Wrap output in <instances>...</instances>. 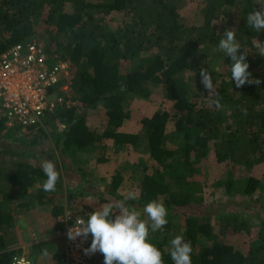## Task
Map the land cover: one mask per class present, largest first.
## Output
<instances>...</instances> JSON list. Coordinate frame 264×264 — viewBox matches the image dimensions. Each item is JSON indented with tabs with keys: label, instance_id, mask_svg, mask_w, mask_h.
<instances>
[{
	"label": "trees",
	"instance_id": "16d2710c",
	"mask_svg": "<svg viewBox=\"0 0 264 264\" xmlns=\"http://www.w3.org/2000/svg\"><path fill=\"white\" fill-rule=\"evenodd\" d=\"M182 1L0 0V53L15 43L32 41L34 22L43 16V23L50 26L43 49L70 64L67 98L73 104L68 109H58L50 117L62 126L60 131L47 136L57 158L37 151L38 143L33 141H7L5 135L0 136V264H11L13 256H21V250L8 247L5 240L15 227L12 212L16 209L17 217L24 210L44 203L43 192L29 195L36 180H46L42 163L52 161L60 172L58 183L63 180L68 188L72 176L65 173L68 167L63 163V155L72 159L94 152L102 148L98 144L102 140L128 150L142 145L152 160L153 172L143 174L138 181L136 199L125 202L135 207L142 219L147 218L143 212L147 203L156 200L166 207L168 224L162 232L150 234V242L162 252L164 264H174L168 232L176 217L182 222V237L191 242L192 264H258L256 259H251L253 255H243L214 239L211 215L196 194L199 184L185 180L182 171H192L191 155L193 160H199L209 151L218 164L264 163V73H258L264 67V56L259 55L255 46L256 41L264 43V30L255 32L246 21L250 12L262 11L264 5L258 9L251 0H204L200 10L202 25L183 27L177 13ZM234 10L230 22L216 33L212 22L218 15L228 17ZM109 15L117 16V22L111 31H105L100 24ZM226 29L235 30L240 50L249 64V80H259V84L246 83L238 88L231 80V58L218 50ZM203 45L212 47L213 51L199 53ZM140 54L151 55L135 69L122 74L121 63L137 59ZM201 69L211 74L221 98L220 108L211 103L215 97L208 91L200 94L196 90L193 80L201 78ZM217 77L222 85L215 84ZM153 90L159 91L163 100L172 102L178 113L172 131L181 140L176 151L165 147L167 115L164 112L140 118L137 133L118 131L126 119L123 106L130 100L148 101ZM98 105L102 107L105 123L99 135L84 124L86 112ZM5 130L0 121V132L5 134ZM13 130L20 129L13 127ZM39 134L44 137L41 131ZM129 167L142 172L146 169L143 163ZM120 183L117 172L109 186V195L117 202L121 199L115 191ZM257 184V180L249 178L239 192L253 194ZM254 201L259 208L256 251L264 256V194L258 193ZM236 207L248 209L249 204L237 203ZM53 211L57 217V211ZM217 216L219 224L238 228L243 225L240 212ZM56 227L61 230V225ZM90 262L104 264V257L99 252L93 253ZM54 264H64L63 255H56Z\"/></svg>",
	"mask_w": 264,
	"mask_h": 264
},
{
	"label": "rangeland",
	"instance_id": "374dc122",
	"mask_svg": "<svg viewBox=\"0 0 264 264\" xmlns=\"http://www.w3.org/2000/svg\"><path fill=\"white\" fill-rule=\"evenodd\" d=\"M251 2L255 7L261 9L263 7L261 3H264V0H251ZM202 7H204V0H183L181 7L177 11L181 25L183 27L201 26L202 17L200 10ZM235 13L236 10L229 12L228 17H225L224 14L218 15L217 19L212 22V24L216 26L215 32L217 33L221 27L225 26L226 22H230L229 16H232ZM43 22V16L42 20L39 19L34 22L31 38L38 44L45 46L50 26H46ZM116 22L117 16L109 15L103 18L100 25L103 30L111 31ZM231 24L233 25V23ZM227 26L230 27V23ZM207 49L211 52L213 51L212 47L203 45L199 53H202ZM148 55L151 54H140L137 59L134 58L128 63H121L120 72L123 74L124 71L127 72L135 69L138 64L148 57ZM258 73H264V67L258 71ZM200 81L201 78L193 80L197 86L196 90H198V92L201 91L200 94H204L207 90L204 89V86ZM215 84H223L220 77L215 79ZM172 105V102L163 100L157 90H153L148 101L130 100L123 106V111L126 113V119L121 122L122 124L118 131L137 133L140 129V124L138 123L140 118L149 117L154 112H164L166 113L165 115H167V119L164 121L165 134H167L165 147L176 151L181 140L175 138L172 134L173 121L178 117V113L174 111ZM102 111L101 105H98L95 110L86 112L84 116V124H86L91 130H94L98 135L101 134L102 130L105 128L104 118L101 114ZM44 124L43 131L35 130L34 132V130H19L18 132H14L13 129H6L3 132L5 134L0 132V136L5 135L7 141L15 139L18 140L17 142L26 141L30 143L33 141L34 143H38L36 146L37 151H44V153H48L53 155L54 158H57L47 136L49 133L59 131L60 124L51 118L46 120ZM39 131L44 134L43 138L40 137L41 135L39 134ZM98 144L102 146V148L99 150L96 149L94 152L88 154H79L72 159H70L69 156L63 155V163L68 167V171H65V173L68 174L67 172H72L75 175L80 174L81 181H84L88 186L86 188L91 192L92 196H84V198L79 199L80 195L78 194H66L69 196L68 198L65 197V201L61 199V209L64 207L66 210H72L76 213L80 212L81 215L88 216L89 213L87 208L94 211L101 205L107 203L115 204L117 201H114L112 196L109 195V186L112 176L117 172L120 173L121 183L115 191L116 195L119 196L121 200H124L130 192H134L137 197L138 181L143 174L150 175L153 172V162L148 157L147 151L142 145L135 150H128L124 148H115L111 146V143H107V141L104 140L100 141ZM178 157L179 154H176V158ZM59 158L61 159V157ZM27 161H29V159ZM189 162L192 171L184 170L182 171V175L185 180L194 181L199 184V192L196 194L202 199L201 202L204 204V207L207 208L208 215H211L210 226L212 228L211 234L214 239L219 243L230 245L243 255H253L254 257L251 258L252 260L256 259V263L264 264V256L256 251V233L259 225L256 215L259 213V208L256 207V202L254 201V198L258 196V193L264 194V163L258 165H239L230 163L218 164L215 162L211 151H209L204 158L199 160H193V155H191ZM138 163H143L145 165V172L130 169L129 165ZM65 173L64 175H66ZM249 178L257 180L258 184L256 192L249 195H243L239 192V189L244 187ZM63 185L64 184L62 183L57 187L60 192L65 189ZM227 185L229 187H227ZM242 202L249 204V208L243 209L236 207L237 203ZM85 206L87 208H85ZM234 211L242 213L241 219L243 225L241 228L234 225L219 224L217 216L219 213L227 214ZM16 214L17 210L15 209L14 212H12L14 218H16ZM251 215L254 218H252ZM178 235L182 236V222L176 217L172 219L168 237L172 240ZM30 238L32 239V236H30ZM5 240L10 248L15 245H20L18 244L19 240L15 227L10 235H6ZM32 241L33 240L28 238L27 243L30 244ZM91 241L92 236L89 234V248ZM33 246V249L29 246L31 252H28L26 248L24 249V252H26V254H31L33 251L32 256L37 260L38 264H40L39 259L40 257H43V244L39 241L35 242ZM12 249H14V247ZM22 249L23 248H21V250ZM32 264L34 263L32 262ZM42 264H47V262L43 261ZM247 264L251 263L249 262Z\"/></svg>",
	"mask_w": 264,
	"mask_h": 264
},
{
	"label": "clouds",
	"instance_id": "9594fccd",
	"mask_svg": "<svg viewBox=\"0 0 264 264\" xmlns=\"http://www.w3.org/2000/svg\"><path fill=\"white\" fill-rule=\"evenodd\" d=\"M246 21L247 26L255 32H261L264 30V10L250 12ZM255 46L259 49V55L264 56V43L256 41ZM240 49L235 30L226 29L224 38L219 40L218 50L231 58V80L235 81L238 88L246 83L259 84V80H249L251 75L248 71L249 64L246 62V54ZM200 77L204 89L215 97L211 103L220 108L221 98L215 90L211 74L206 69H201ZM244 112L246 114V110ZM41 167L46 177L42 185L43 190L55 192L60 172L52 161H44ZM134 199L136 194L130 192L124 200L99 206L88 214L86 220L77 217L75 225L68 229V239L76 240L77 237L87 239L88 248L84 250L85 254L101 253L104 264H164L162 252L150 242V234L163 231L169 222L168 211L163 203L153 200L144 207L143 212L147 218L142 219L141 213L125 202ZM61 210L60 217L66 209L62 207ZM59 219L58 225H60ZM89 234L92 236L90 248ZM192 253L191 242H186L182 236L178 235L170 241V257L174 264H192ZM42 255L47 256L48 252L42 249ZM12 264H31V261L24 256H13Z\"/></svg>",
	"mask_w": 264,
	"mask_h": 264
},
{
	"label": "built area",
	"instance_id": "2783aa9c",
	"mask_svg": "<svg viewBox=\"0 0 264 264\" xmlns=\"http://www.w3.org/2000/svg\"><path fill=\"white\" fill-rule=\"evenodd\" d=\"M69 65L56 53H46L34 40L15 43L0 53V121L5 128L43 131L44 122L54 112L73 106L67 98ZM77 217L87 219L69 210H64L59 219L61 230L56 236L63 243L64 264H91V254L84 252L87 239H68V229Z\"/></svg>",
	"mask_w": 264,
	"mask_h": 264
},
{
	"label": "crops",
	"instance_id": "0c3cea01",
	"mask_svg": "<svg viewBox=\"0 0 264 264\" xmlns=\"http://www.w3.org/2000/svg\"><path fill=\"white\" fill-rule=\"evenodd\" d=\"M67 173L72 176L70 184L67 185L68 188H65L66 182L63 180L57 184V187L59 184H64L63 186L65 189L62 192L58 189L55 192H45L42 187L45 180H36L33 187L29 191V195L33 196L39 192H43L44 203L35 206L31 210H24L14 219L15 230H17V237L19 240L18 244H20L18 246L14 244V249L18 247L21 250V248H23L21 250V256H30L26 258L31 261V264L32 262L34 264H38L37 260L32 257L33 251L31 254H26L24 249L26 248L28 252H31L29 248L31 247L33 249V244L35 242L40 241V243L43 244V250L48 252L47 256L40 257V264H42L43 261H46L47 264H54L55 256H62L63 243L61 238L55 235V231L58 230L56 226L61 214V199L65 201V197L68 198L69 196L66 194L71 193L80 195L79 199L84 198V196H92L91 192L86 188L88 186L84 183V181H81L80 174L75 175L72 172ZM79 181H81L82 184H79ZM80 192L83 193L80 194ZM53 210L57 211V217L53 216ZM30 236H32V239ZM28 238L33 240L30 244L27 243Z\"/></svg>",
	"mask_w": 264,
	"mask_h": 264
}]
</instances>
